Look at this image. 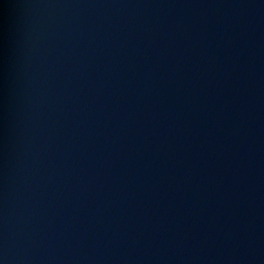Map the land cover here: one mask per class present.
<instances>
[{
    "label": "water",
    "instance_id": "water-1",
    "mask_svg": "<svg viewBox=\"0 0 264 264\" xmlns=\"http://www.w3.org/2000/svg\"><path fill=\"white\" fill-rule=\"evenodd\" d=\"M0 264H264V0H0Z\"/></svg>",
    "mask_w": 264,
    "mask_h": 264
}]
</instances>
